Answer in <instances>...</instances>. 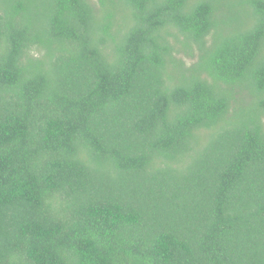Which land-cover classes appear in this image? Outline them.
I'll return each mask as SVG.
<instances>
[{
    "label": "trees",
    "instance_id": "16d2710c",
    "mask_svg": "<svg viewBox=\"0 0 264 264\" xmlns=\"http://www.w3.org/2000/svg\"><path fill=\"white\" fill-rule=\"evenodd\" d=\"M0 264H264V0H0Z\"/></svg>",
    "mask_w": 264,
    "mask_h": 264
}]
</instances>
